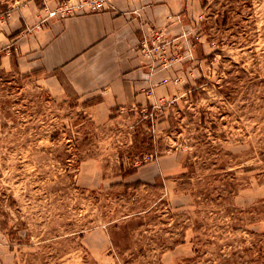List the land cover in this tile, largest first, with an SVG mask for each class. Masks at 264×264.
I'll list each match as a JSON object with an SVG mask.
<instances>
[{
    "label": "rangeland",
    "instance_id": "obj_1",
    "mask_svg": "<svg viewBox=\"0 0 264 264\" xmlns=\"http://www.w3.org/2000/svg\"><path fill=\"white\" fill-rule=\"evenodd\" d=\"M57 1L0 0V54L9 13ZM192 5L176 92L103 122L0 65L6 261L264 264V0Z\"/></svg>",
    "mask_w": 264,
    "mask_h": 264
},
{
    "label": "crops",
    "instance_id": "obj_2",
    "mask_svg": "<svg viewBox=\"0 0 264 264\" xmlns=\"http://www.w3.org/2000/svg\"><path fill=\"white\" fill-rule=\"evenodd\" d=\"M191 1L108 0L101 10L48 18L29 3L7 15L0 65L53 97H75L93 121L103 122L113 111L176 92L191 50L185 19ZM155 31L167 38V64L143 51L142 41ZM3 246L0 237V264H13Z\"/></svg>",
    "mask_w": 264,
    "mask_h": 264
},
{
    "label": "built area",
    "instance_id": "obj_3",
    "mask_svg": "<svg viewBox=\"0 0 264 264\" xmlns=\"http://www.w3.org/2000/svg\"><path fill=\"white\" fill-rule=\"evenodd\" d=\"M108 0H59L45 12V18L65 17L78 12L97 11L103 9ZM143 51L146 55L159 59L163 64L171 62L172 58L164 56L168 41L162 31H155L150 39L142 41Z\"/></svg>",
    "mask_w": 264,
    "mask_h": 264
},
{
    "label": "trees",
    "instance_id": "obj_4",
    "mask_svg": "<svg viewBox=\"0 0 264 264\" xmlns=\"http://www.w3.org/2000/svg\"><path fill=\"white\" fill-rule=\"evenodd\" d=\"M133 170H135V169H132L131 172H132Z\"/></svg>",
    "mask_w": 264,
    "mask_h": 264
}]
</instances>
